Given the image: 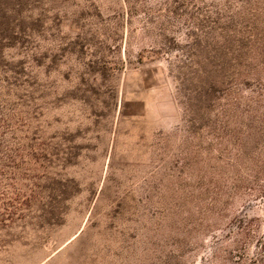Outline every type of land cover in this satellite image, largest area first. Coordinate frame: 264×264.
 <instances>
[{
	"label": "rangeland",
	"instance_id": "rangeland-1",
	"mask_svg": "<svg viewBox=\"0 0 264 264\" xmlns=\"http://www.w3.org/2000/svg\"><path fill=\"white\" fill-rule=\"evenodd\" d=\"M0 264H264V0H0Z\"/></svg>",
	"mask_w": 264,
	"mask_h": 264
},
{
	"label": "trees",
	"instance_id": "trees-1",
	"mask_svg": "<svg viewBox=\"0 0 264 264\" xmlns=\"http://www.w3.org/2000/svg\"><path fill=\"white\" fill-rule=\"evenodd\" d=\"M246 45H247V49H249L248 53L246 55L249 54L250 57H252V58L248 57V59L253 60L255 58V56H256V53H259V50L257 51L256 47L253 48L254 47V46H252L253 42H251V41H248V43ZM240 55L236 56L234 54L233 49H229V48L227 49V54L225 53V56L234 58V59L230 58V60L226 61V65L225 66L230 68V69L225 74V76H224V78L222 80V83H223L224 88L226 90V94H227L228 99H232V98H230L232 94H235L236 92H240L239 89L241 87L247 85L246 82H239L240 81L239 77H241L242 74H241V70H238V68L242 67V66H245V65H246L245 67H249V66L253 65L252 63H248V62H246V64H244V62H240L239 61V58H241ZM236 63H238V68H236V65H233V64H236ZM247 83H249V82H247ZM212 85L213 86L217 85V82L216 83H212ZM230 106H233V105H230Z\"/></svg>",
	"mask_w": 264,
	"mask_h": 264
}]
</instances>
